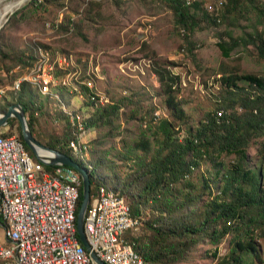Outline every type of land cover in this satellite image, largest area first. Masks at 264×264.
I'll return each mask as SVG.
<instances>
[{
  "label": "rangeland",
  "instance_id": "obj_1",
  "mask_svg": "<svg viewBox=\"0 0 264 264\" xmlns=\"http://www.w3.org/2000/svg\"><path fill=\"white\" fill-rule=\"evenodd\" d=\"M198 1L202 11L210 15L202 17L189 35L190 51L183 30H177L172 11L161 0H27L9 13L0 27V45L10 55L6 59L0 56V107L13 102V90L21 92L22 83L27 82L25 97L34 107L42 105L41 110L35 111L38 114L33 124L34 137L45 145L57 140L63 142V136L68 137L70 130L69 118L72 133L78 136L74 143L84 145L83 151L70 149L73 156L87 169L88 165L91 170L94 167L93 175L98 174L108 183L106 186L116 180L111 174L114 169L119 176L116 182L121 186L135 167L133 160L126 162L121 154L145 156L158 147L152 135L148 139L149 151L136 146L146 128V117L141 119L142 114L153 112L154 116L173 119L178 124L175 129L185 134L208 112L220 107L226 90L220 85L222 74L264 76V57L255 42L239 40L228 57L217 44L222 36L229 40L228 32L241 39L264 32V18L258 14L259 8L264 13V0H242L241 12L216 22L213 17L221 12L225 0ZM8 8L10 5L2 14ZM20 52L26 56L32 54L36 58L34 65L28 68L10 59ZM155 62L180 75L176 98L183 119L175 118L163 101L158 76L153 72ZM53 67L62 70L56 72L59 78L48 74ZM19 80L21 84L16 87ZM238 83L244 84V81ZM82 85L99 96L96 104L111 102V98L123 95H133L135 102L122 105L110 124L80 129L82 120L94 110L93 105L85 103L88 98L80 89ZM17 124V120L9 123L6 133L18 135ZM256 146L253 143L249 153L254 159L251 163L260 170L262 178ZM231 159V155L224 157L228 163ZM38 165L45 168L41 162ZM209 167L208 161H202L192 172L191 180L197 186L202 182V174L210 176ZM210 197L213 195L206 193L200 199L210 200ZM138 231L139 228L127 231L124 237ZM257 232V243L264 252V233L260 229ZM229 238L226 235L217 246L201 243L185 260L160 264H216L218 257L228 252Z\"/></svg>",
  "mask_w": 264,
  "mask_h": 264
},
{
  "label": "trees",
  "instance_id": "obj_2",
  "mask_svg": "<svg viewBox=\"0 0 264 264\" xmlns=\"http://www.w3.org/2000/svg\"><path fill=\"white\" fill-rule=\"evenodd\" d=\"M161 1L172 11L174 24L177 30H183L188 50L191 51L192 41L188 39L189 35L198 27L199 20L202 17L208 18L210 14L202 11L198 0ZM242 9V0H225L221 12L213 20L216 22L219 18L226 19ZM258 12L263 19V10L259 8ZM227 36L229 40L222 36L217 42L224 56L230 55L239 40H248L256 43L259 53L264 57V32L250 34L246 39L234 37L229 32ZM0 56L4 59L10 56L2 44ZM10 59L28 68L36 61L32 54L26 56L24 52L16 53ZM58 71L62 72L60 69ZM153 72L158 76L163 101L169 111L174 117L183 119V112L176 98L180 75L158 62L153 63ZM239 80H243L244 84H239ZM26 85L28 83L23 82L21 92H14V101L21 104L28 126L33 132L38 114L35 111L41 110L42 105L34 107L31 100L25 97L23 91ZM220 85H224L226 89L219 103L220 107L208 112L195 128L190 127L185 134L175 129L178 124L173 119L154 116L153 112L142 114L144 116L141 119L146 117V128L142 130L136 146L149 151L148 139L152 135L158 142L157 149L145 156L121 154L123 160H133L135 165L132 169L134 172L127 176L121 186L116 182L119 176L114 169L111 170L116 180L108 186L124 198L131 215L138 220L139 231L134 235L127 234L125 239L141 255L144 264L180 262L189 257L197 245L208 242L217 246L226 235H230L229 250L218 257L216 264H264V252L256 240L257 229L264 233V76L252 73L222 74ZM80 89L87 95L85 103L93 105L91 109H94L86 120H82L85 128L101 123L110 124L122 105L135 102L133 95H123L111 98V102L96 104L99 96L93 90L86 85L80 86ZM5 109L6 107H0V112ZM16 120L11 118L8 124H13ZM67 124L70 130L68 137L63 136V142L57 140L46 144L78 161L71 152L72 148L74 151H79L78 148L83 151L84 147L74 143L78 136L74 137L69 118ZM17 129V137L24 143L30 159L39 164L40 161L23 140L19 122ZM147 131L149 135L146 134ZM69 142L71 144L68 148ZM253 143L257 144L255 156L261 159L262 178L259 177L260 170L251 163L254 159L249 148ZM227 155L233 157L229 163L224 160ZM110 161L113 160L110 158ZM202 161L210 164V176L202 174V182L197 186L191 180V175ZM44 167L50 172L55 168L50 164H44ZM88 171L91 179L90 193L100 184H108L98 174L93 175L94 167L91 170L88 165ZM206 193L213 197L202 201L200 198ZM78 197L76 215L82 201L81 185ZM90 204L91 199L87 211ZM134 229L136 226L127 231L132 232Z\"/></svg>",
  "mask_w": 264,
  "mask_h": 264
},
{
  "label": "built area",
  "instance_id": "obj_3",
  "mask_svg": "<svg viewBox=\"0 0 264 264\" xmlns=\"http://www.w3.org/2000/svg\"><path fill=\"white\" fill-rule=\"evenodd\" d=\"M57 70L53 67L48 74L58 77ZM7 126L8 121L0 132L5 133ZM61 171L80 177L71 166ZM95 190L90 193L91 204L84 219L91 250L108 264H116V258L130 264V251H122V242H127L128 225L137 229L138 220L127 218L120 210L105 212L109 203L105 199L100 209H93ZM71 205L72 193L18 149L14 134L11 142L0 143V252L16 255L17 264H86L77 246L69 241L74 222Z\"/></svg>",
  "mask_w": 264,
  "mask_h": 264
},
{
  "label": "bare ground",
  "instance_id": "obj_4",
  "mask_svg": "<svg viewBox=\"0 0 264 264\" xmlns=\"http://www.w3.org/2000/svg\"><path fill=\"white\" fill-rule=\"evenodd\" d=\"M26 1L27 0H9L7 2H3V0H0V3L3 2V4L0 6V24L3 23L4 19L11 11H13ZM7 5H10V8L5 11V14H2L3 9L6 8ZM20 84L21 81H17L16 87H19ZM7 128L8 126L5 127V133ZM82 128L83 124H81L80 126V129ZM12 135L13 134L4 135V133L0 132V143L11 142ZM14 142H18V149L21 150L30 160V157L26 152L24 143L20 141L17 135L15 134ZM39 152L42 154L46 153L44 150H39ZM40 162L42 164H46L42 161ZM54 166L55 168H53V172H50L45 168H42L41 166L39 168L42 171L47 172L50 178H57V182L62 185L63 189L72 193V205L70 207V216L74 218V222L71 224V228L69 229V241L77 246V252L79 254H82V259L86 264H97V262L91 258L89 251L82 245L81 241L78 238V233L76 231V202L79 198L78 196L79 186L81 185V177H73L71 173H68L67 171H61V169H67V165L59 164V167L57 165ZM73 170L76 171L74 168ZM77 174L79 175L78 172ZM104 199L105 201H109V203L105 204V212H112V210H120L123 211L124 215L127 218L135 219L131 215L130 207L124 201V198L121 195H118L112 188L104 184H100L95 190V196H93V209H100L104 205ZM132 226L135 225H128V229ZM122 251H130V264H144V260L142 259L141 255L133 249L132 245L128 241L122 242ZM0 264H17V256L13 255V253L0 252ZM116 264H127V261L124 260V258H116Z\"/></svg>",
  "mask_w": 264,
  "mask_h": 264
},
{
  "label": "water",
  "instance_id": "obj_5",
  "mask_svg": "<svg viewBox=\"0 0 264 264\" xmlns=\"http://www.w3.org/2000/svg\"><path fill=\"white\" fill-rule=\"evenodd\" d=\"M12 12L13 11H11L10 13ZM7 19L8 16L4 19V22ZM4 22L2 23V26ZM11 117L16 118L19 122L24 142L31 149V151L39 161L50 165L64 164L67 166H71L79 173L81 177L82 201L76 215V231L78 233V238L81 241L82 245L89 251L91 258L96 261L97 264H108L105 261L101 260L95 254V252L91 250V246L87 241L84 231V219L90 201V172L85 166L81 165L77 160L72 158V156L53 147L47 146L37 140L28 126L24 109L17 101L7 103L5 111L0 112V127L4 126L7 123L8 119ZM39 150H44L46 153L42 154L39 152Z\"/></svg>",
  "mask_w": 264,
  "mask_h": 264
},
{
  "label": "crops",
  "instance_id": "obj_6",
  "mask_svg": "<svg viewBox=\"0 0 264 264\" xmlns=\"http://www.w3.org/2000/svg\"><path fill=\"white\" fill-rule=\"evenodd\" d=\"M11 90H13V89H11ZM14 92H16V90H13ZM14 94V93H13ZM9 99H7V101H8ZM9 102H12V101H8L7 103H9ZM14 102V101H13ZM32 163L35 165V166H37V167H39V165L38 164H36V163H34L33 161H32ZM46 169V168H45Z\"/></svg>",
  "mask_w": 264,
  "mask_h": 264
},
{
  "label": "clouds",
  "instance_id": "obj_7",
  "mask_svg": "<svg viewBox=\"0 0 264 264\" xmlns=\"http://www.w3.org/2000/svg\"><path fill=\"white\" fill-rule=\"evenodd\" d=\"M0 26H2V24H0Z\"/></svg>",
  "mask_w": 264,
  "mask_h": 264
}]
</instances>
